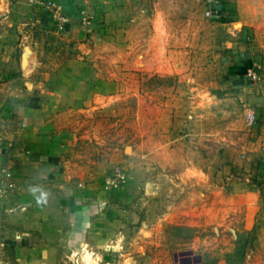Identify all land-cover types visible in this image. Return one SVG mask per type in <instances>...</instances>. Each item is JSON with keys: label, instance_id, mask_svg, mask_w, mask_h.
<instances>
[{"label": "rangeland", "instance_id": "1", "mask_svg": "<svg viewBox=\"0 0 264 264\" xmlns=\"http://www.w3.org/2000/svg\"><path fill=\"white\" fill-rule=\"evenodd\" d=\"M30 2L40 84L87 93L54 183L17 201L2 171L0 264H264V0H80L63 28Z\"/></svg>", "mask_w": 264, "mask_h": 264}, {"label": "crops", "instance_id": "2", "mask_svg": "<svg viewBox=\"0 0 264 264\" xmlns=\"http://www.w3.org/2000/svg\"><path fill=\"white\" fill-rule=\"evenodd\" d=\"M56 1L71 15L80 4V0ZM30 9V0H0V91L9 96L13 115L12 120L0 125V179L6 170L15 185L11 190L17 192L14 199L22 202L34 200L42 191L43 181L54 183L59 175L55 171L69 140L67 133L58 131L53 113L69 102L79 104L87 93L76 86H62L50 93L40 84L47 77V68L43 71L42 65H50L49 59L33 57L30 47L18 36L40 16ZM64 68L58 71L60 77H66ZM21 84L26 88H20ZM4 198L0 197V204Z\"/></svg>", "mask_w": 264, "mask_h": 264}, {"label": "built area", "instance_id": "3", "mask_svg": "<svg viewBox=\"0 0 264 264\" xmlns=\"http://www.w3.org/2000/svg\"><path fill=\"white\" fill-rule=\"evenodd\" d=\"M38 2L42 5V7H45L52 16H57L59 20L60 28H63V26L67 23L66 16L64 14V11L62 9V6L56 1V0H38ZM207 15H212L219 17L220 13L216 9H212L209 12H207ZM57 19V18H56ZM247 118L249 121L253 120V115L248 114ZM3 193L2 187L0 186V195Z\"/></svg>", "mask_w": 264, "mask_h": 264}]
</instances>
